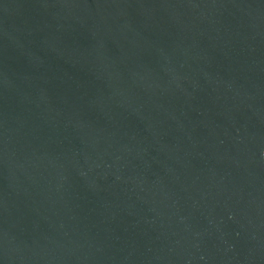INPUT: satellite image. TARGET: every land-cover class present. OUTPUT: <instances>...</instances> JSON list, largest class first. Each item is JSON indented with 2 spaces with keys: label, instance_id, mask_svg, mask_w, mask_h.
I'll list each match as a JSON object with an SVG mask.
<instances>
[{
  "label": "water",
  "instance_id": "obj_1",
  "mask_svg": "<svg viewBox=\"0 0 264 264\" xmlns=\"http://www.w3.org/2000/svg\"><path fill=\"white\" fill-rule=\"evenodd\" d=\"M0 264H264V0H0Z\"/></svg>",
  "mask_w": 264,
  "mask_h": 264
}]
</instances>
